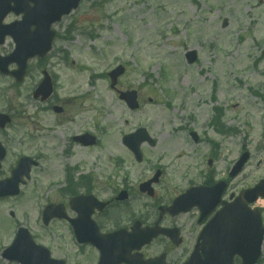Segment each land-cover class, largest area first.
<instances>
[{
	"label": "rangeland",
	"instance_id": "rangeland-1",
	"mask_svg": "<svg viewBox=\"0 0 264 264\" xmlns=\"http://www.w3.org/2000/svg\"><path fill=\"white\" fill-rule=\"evenodd\" d=\"M54 28L59 40L49 61L65 111L63 125L55 115L50 118L51 135L58 146H64V136L85 131L101 136L95 148L73 143L71 159L48 162L57 174L67 162L108 178L114 165L122 164L120 176L128 175L127 187L139 195L137 184L160 170L164 179L156 194L167 196L189 181H204L200 173L228 177V169L248 152L230 192L238 194L264 178V0H84ZM190 51L197 54L191 65L185 55ZM117 65L125 72L113 90L105 74ZM8 82L3 83L5 94L11 93ZM127 90L137 92L138 111L118 99L119 91ZM217 108L224 129L233 133L214 130ZM139 127L156 141L154 147H142L141 165L121 141ZM193 131L199 143L190 138ZM212 149L218 157L209 168ZM113 180L120 188L121 177ZM142 196L146 213L148 199ZM21 210L39 230L37 209ZM7 211L0 206L1 220H9ZM10 229L6 224L0 233V250ZM52 232L42 241L60 257L56 226ZM261 258L264 264V242Z\"/></svg>",
	"mask_w": 264,
	"mask_h": 264
},
{
	"label": "flooded vegetation",
	"instance_id": "flooded-vegetation-1",
	"mask_svg": "<svg viewBox=\"0 0 264 264\" xmlns=\"http://www.w3.org/2000/svg\"><path fill=\"white\" fill-rule=\"evenodd\" d=\"M6 42L13 43L6 38L0 49L5 47ZM53 52L43 58L30 59L21 82L17 83L12 77L0 73V206L8 207V223L15 226V232L20 227L29 228V214L21 208L34 209L38 206L41 213L39 222L42 224V211L46 206L53 205L56 218L48 225L43 224L41 234H31L34 240L52 247L42 240L48 238V228L56 224L62 235L59 256L65 264H153L150 260L161 257L166 264H184L195 249L199 250L198 236L213 214L204 217L198 209L186 213L177 209L170 211L176 192L160 196L156 190L151 197H147L145 213L143 196L131 194L124 188L127 195L118 198L122 190H117L118 186L101 173L91 172L80 165L70 167L66 162V166L62 167L63 174L59 175L46 165L58 158L71 159L73 155L69 148L73 143L85 149L88 147L78 140L84 133L75 137L64 136V146H58L57 136L51 135L50 118L55 115L63 125L62 113L65 111L56 75L50 68L49 60ZM0 53L6 55L8 52ZM15 67L12 65L9 69ZM46 78L51 82L53 91L47 97L36 95L40 87L43 93L48 91ZM31 79L33 82L25 90L26 83ZM4 82L9 84L6 92L11 93H4ZM33 104H38L36 111H33ZM197 142H200L198 136ZM216 156L213 153L211 160L215 161ZM207 173L202 186L211 187L220 180L215 173ZM113 178L119 179L118 173ZM2 183L5 186H1ZM189 187L196 185L190 183ZM13 191L18 193L12 194ZM229 199L230 196L226 201ZM8 223L0 219V233ZM156 225L170 230V236H159L149 245L126 246L124 257L119 252H110L111 243L105 237L117 233V244H122L127 237L142 232L143 228ZM64 238L68 241L64 242ZM234 263L241 264L236 258Z\"/></svg>",
	"mask_w": 264,
	"mask_h": 264
},
{
	"label": "water",
	"instance_id": "water-1",
	"mask_svg": "<svg viewBox=\"0 0 264 264\" xmlns=\"http://www.w3.org/2000/svg\"><path fill=\"white\" fill-rule=\"evenodd\" d=\"M80 0H0V35L5 33H11L12 36L16 39V52L14 57H20V61L24 65L25 59L27 56L34 54L39 50L40 54L46 53L49 49L52 33L50 32V25L58 21L62 15L69 14L71 9L76 8ZM15 3L16 13H23L24 19L21 23L16 24L17 26H22V30H16L17 27L13 25H4L2 26V21L4 16L9 12V3ZM29 3L33 4V7H29ZM31 26H34L35 34L37 37L42 39L43 42L41 46L38 47V50L32 48L29 45L27 37L24 36L22 32L31 31L29 29ZM21 29V28H20ZM17 33L16 35L13 33ZM194 55L192 53L189 54ZM192 61V58L189 59ZM123 73L122 68H118L110 76L115 82V79ZM135 94V93H133ZM126 98V96H124ZM133 105V104H132ZM247 155H243L239 160L232 171L233 175L239 172V169L246 162ZM224 186L221 184L218 190V194L223 191ZM239 199L234 203L229 204L226 208V211L221 218L219 225L220 227L231 228L230 233L225 234V241L232 243L233 246L231 255L239 254L245 260V263L248 262L253 264L261 251V244L263 240V227L261 225V217L257 210H249L248 204L256 200L259 196H264V180L261 181L256 187L242 191L240 193ZM238 219V221L234 219ZM224 220V224H223ZM244 226H247L245 229ZM241 228V229H240ZM29 245L23 246L20 245L13 246L6 255V258L9 260H16L20 264H49V256L41 248L35 247L32 245L31 241L27 242ZM15 247V249H14ZM14 249V251H13Z\"/></svg>",
	"mask_w": 264,
	"mask_h": 264
},
{
	"label": "bare ground",
	"instance_id": "bare-ground-1",
	"mask_svg": "<svg viewBox=\"0 0 264 264\" xmlns=\"http://www.w3.org/2000/svg\"><path fill=\"white\" fill-rule=\"evenodd\" d=\"M256 204H257L258 206H262V205H264V202H263V201H260V200H258V201L256 202Z\"/></svg>",
	"mask_w": 264,
	"mask_h": 264
}]
</instances>
